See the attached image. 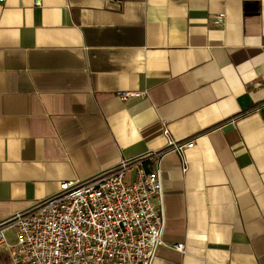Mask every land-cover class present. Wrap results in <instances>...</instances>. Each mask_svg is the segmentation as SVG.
Instances as JSON below:
<instances>
[{"label": "crops", "instance_id": "crops-1", "mask_svg": "<svg viewBox=\"0 0 264 264\" xmlns=\"http://www.w3.org/2000/svg\"><path fill=\"white\" fill-rule=\"evenodd\" d=\"M166 127L198 136L186 171ZM147 154L165 219L152 264H264V0L0 4V222Z\"/></svg>", "mask_w": 264, "mask_h": 264}, {"label": "built area", "instance_id": "built-area-1", "mask_svg": "<svg viewBox=\"0 0 264 264\" xmlns=\"http://www.w3.org/2000/svg\"><path fill=\"white\" fill-rule=\"evenodd\" d=\"M226 16L220 12L214 24H224ZM145 94L118 92L122 100ZM164 133L167 151L183 157L186 171L185 151L198 136L176 139L167 127ZM147 156L122 159L85 180L62 181L55 194L1 221L0 246L10 251V264H152L164 243L165 219L161 205L154 203L163 196L161 171L144 167ZM132 166L136 177L131 181ZM174 247L184 252L186 244Z\"/></svg>", "mask_w": 264, "mask_h": 264}]
</instances>
